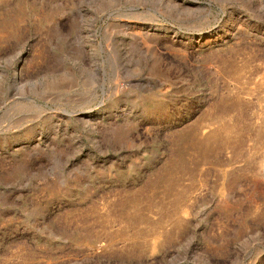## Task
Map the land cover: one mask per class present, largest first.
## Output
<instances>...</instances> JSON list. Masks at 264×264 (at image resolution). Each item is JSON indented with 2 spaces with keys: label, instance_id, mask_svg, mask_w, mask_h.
Returning <instances> with one entry per match:
<instances>
[{
  "label": "rangeland",
  "instance_id": "rangeland-1",
  "mask_svg": "<svg viewBox=\"0 0 264 264\" xmlns=\"http://www.w3.org/2000/svg\"><path fill=\"white\" fill-rule=\"evenodd\" d=\"M0 264H264V0H0Z\"/></svg>",
  "mask_w": 264,
  "mask_h": 264
},
{
  "label": "bare ground",
  "instance_id": "bare-ground-1",
  "mask_svg": "<svg viewBox=\"0 0 264 264\" xmlns=\"http://www.w3.org/2000/svg\"><path fill=\"white\" fill-rule=\"evenodd\" d=\"M141 234H143V233H141Z\"/></svg>",
  "mask_w": 264,
  "mask_h": 264
}]
</instances>
